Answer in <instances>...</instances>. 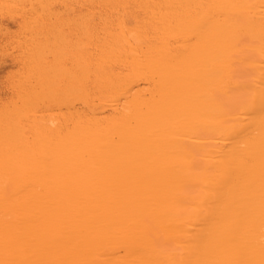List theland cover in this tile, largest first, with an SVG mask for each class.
Returning a JSON list of instances; mask_svg holds the SVG:
<instances>
[{
  "label": "bare ground",
  "instance_id": "1",
  "mask_svg": "<svg viewBox=\"0 0 264 264\" xmlns=\"http://www.w3.org/2000/svg\"><path fill=\"white\" fill-rule=\"evenodd\" d=\"M0 264H264V0H0Z\"/></svg>",
  "mask_w": 264,
  "mask_h": 264
}]
</instances>
